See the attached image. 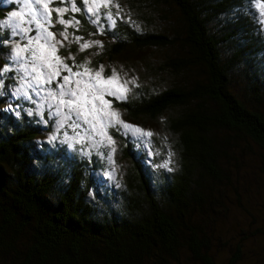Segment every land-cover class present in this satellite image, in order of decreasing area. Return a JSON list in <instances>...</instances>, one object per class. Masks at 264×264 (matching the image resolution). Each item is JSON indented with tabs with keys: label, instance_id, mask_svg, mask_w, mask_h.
<instances>
[{
	"label": "trees",
	"instance_id": "1",
	"mask_svg": "<svg viewBox=\"0 0 264 264\" xmlns=\"http://www.w3.org/2000/svg\"><path fill=\"white\" fill-rule=\"evenodd\" d=\"M124 2L141 30L117 21L97 31L83 12L73 14L74 42L59 47L57 56L69 67L103 68L102 76L141 66L143 77L130 84L125 99L106 100L129 120L158 122L173 139L177 171L155 197L142 153L135 156L138 148L119 130H109L114 146L123 143L121 156L131 166L121 181V209L96 221L88 200L93 166L65 143L48 145L42 136L52 123L42 125L27 108L19 116L0 111V264H264V200L248 213L249 230L240 229L230 246L206 231L209 212L225 209L217 191L231 184L232 171L236 180L237 171L252 167L264 183L258 175H264V105L257 108L252 89L233 92L229 78L237 58L223 60L225 39L210 26L236 0ZM95 38L104 44L95 45ZM84 42L90 46L77 48ZM146 49L160 58L150 60ZM121 59L124 71L117 69ZM66 125H58L56 134L69 139L72 128ZM253 240L248 252L244 246Z\"/></svg>",
	"mask_w": 264,
	"mask_h": 264
},
{
	"label": "rangeland",
	"instance_id": "2",
	"mask_svg": "<svg viewBox=\"0 0 264 264\" xmlns=\"http://www.w3.org/2000/svg\"><path fill=\"white\" fill-rule=\"evenodd\" d=\"M114 2L118 3L120 8H101L99 17L87 13V4L80 2V0H78L77 7L81 8V11L76 12L71 10L72 6L69 0L57 4L55 2L51 3V8H68V11L63 14V18L69 22L68 27L57 22L58 17L55 11L52 12V26L45 25L47 31L52 32L56 40L60 41V44H57L56 49L53 50L50 47H41L34 43L30 46L29 51L22 52L21 58L16 60L10 59V57L16 56V44L19 43L21 47H24L28 44V39L37 35L40 31L35 23L30 22V13L40 17L43 10L35 4V0H0V38L4 40L0 39V44L3 46V51H0V69L5 67L11 69L10 71L0 72V81H2L0 83V111L7 110L14 116L27 108L28 113L36 115L42 125L46 122L52 123L50 131L45 132L42 136L48 145L65 143L69 146V152L73 151L76 156H80L90 166H93L91 171L95 179L88 191V200L93 205L96 221L106 219L109 215L116 216L117 211L121 209L119 202V192L122 188L121 181L126 170L131 166L121 156L120 148H122L123 143L119 142L115 146L113 142L109 143L107 136L109 130H119L123 139L129 141L130 146L138 148L139 152L136 151L135 156L142 153L145 166L151 175L150 181L155 197L161 194L163 183L168 182L170 177L177 171L176 163L173 162L175 161L174 154L171 150L173 139L160 130L158 122L155 124L149 120L142 122L129 120L123 113L113 110L106 100V97L109 96L116 97L110 95V91L127 97L131 90L130 84L137 85V81L140 82L143 77L141 66H136L135 63L133 68L129 67V71L122 73L120 76L117 70L114 69L107 76L101 74L100 77H97L95 75L97 71L92 72L84 63H81L78 66H70L71 73L63 67H59V75L54 74L55 69L58 67L56 61V57H58L57 50L63 45L74 42L69 33V29L75 26L70 19L71 15L83 12L89 20L90 18L92 21L99 19V23L92 22V24L97 31H100L103 27H113L112 22L106 18V14L111 11L116 22L123 21L137 30L142 29L139 21H136V23L131 22V11L129 8L127 9L124 0H114ZM232 4L228 5L229 8L226 14L215 17L210 26L218 36L225 39V42L219 48L223 60L225 61L233 56L237 58L234 67L231 68L229 78L233 92L236 95H241L245 92L244 88L252 89L258 95L257 108L260 106L262 108V105H264V15L261 14L260 1L236 0V3ZM13 12L22 13L23 22H21L20 17L13 18L11 15ZM117 12H119V15H116ZM40 18L42 19V17ZM18 23L23 28H31L32 31L27 32V34L21 32L19 28L15 27ZM144 27L146 28V26ZM14 32L16 34H13ZM61 32L67 34V39L61 35ZM243 35H247V38L242 37ZM98 36L99 34L95 37ZM94 41L95 45L104 44L99 38H95ZM50 42L55 43L51 39ZM80 46H77V48L81 49ZM31 48L37 50V57L43 54L47 59L34 58ZM146 52H148L146 55L149 56L150 60L160 58L153 49H146ZM130 59L136 61L138 58L131 57ZM34 64L36 66L35 72L33 71ZM125 64H127L125 60H118L116 62L117 69H123L122 71L128 69ZM86 69L88 70L86 71ZM113 72L117 78L108 83L107 81L112 77ZM72 73L78 75H72ZM64 76H70L71 82L67 85H64ZM34 77H39V80L34 79ZM49 78L50 82H48ZM78 80L81 82L80 89L87 88L92 93L84 98L87 101V119L90 123H86L83 116L77 118L75 111H71L60 103L61 99H75L67 92L68 89H77L76 81ZM62 85H64L63 88ZM33 86L36 92L31 90ZM62 91L65 92L63 97H61ZM66 108H68L66 113L57 110H65ZM112 112L118 113L119 120L125 124H131L145 132H151L152 135L150 137H140L143 146L138 147L134 142L136 139L134 134L127 131L122 124L116 123V118L111 116ZM61 124H67V128H69L68 126L72 128V133L68 135L69 139L67 136L60 135L59 137L56 134V130L60 128L58 125ZM74 125H78V127H74ZM118 145L121 146L118 147ZM239 146H243L242 152L249 151L244 144ZM101 148H104L106 153L109 154L103 155L101 152L103 149ZM247 157L252 163L251 158L253 156L247 154ZM164 164H167V167H164ZM235 170L237 171L236 167ZM237 173L238 177L234 180L235 173L232 171L231 184L228 185L225 182L226 186L217 191L218 195L222 197V204L225 209H218L217 212L210 211L209 213L212 212L210 214L211 219L207 221L206 225L208 233H213L228 246L238 240L236 233L240 229L249 230L248 225L250 227L251 222L248 213L254 214L255 210L253 209L261 205L264 200V183L257 180L256 170L252 167H246L237 171ZM258 175L264 177L261 173ZM256 187L262 189H256ZM244 211H247V213ZM258 223L263 224L262 220H259ZM255 245L256 240H253L251 243H247L244 249L249 252L255 248ZM224 255L226 256V252H222L221 258H224Z\"/></svg>",
	"mask_w": 264,
	"mask_h": 264
},
{
	"label": "snow or ice",
	"instance_id": "3",
	"mask_svg": "<svg viewBox=\"0 0 264 264\" xmlns=\"http://www.w3.org/2000/svg\"><path fill=\"white\" fill-rule=\"evenodd\" d=\"M54 2L55 3H62V2H64V0H35V4L43 10L40 13V17H42V19L34 13H30L31 14V21L30 22L35 23L37 28L40 29V31L37 35L30 37L28 39V44L25 45L24 47H21L20 44L17 43L16 44V56L10 57V59L19 60L21 58V53L25 52V51H29L30 46L34 43L37 45H40L41 47H50L53 50L56 49L57 44H60V41L56 40L55 35L52 32L47 31V28L45 27V25H47L48 27L52 26V12L55 11L57 13V17H58L57 22L60 24H64L65 27H68L69 22L63 18V14H64V12L68 11V8H51L50 4L54 3ZM69 2L71 3V6H72L71 10L73 12L81 11V8L77 7L78 0H69ZM80 2L87 4V13H91L93 16H97V17H99L101 8H110V7H116L117 9L120 8V5L118 3H115L114 0H80ZM259 7L261 8V14L264 15V0H260ZM11 15L13 18L20 17L21 22H23V14L22 13L13 12ZM116 15H119V12H117ZM106 18L108 20H110L112 22V26L115 27L116 20L113 18V13L111 11H109L106 14ZM92 22L93 23H99V19H97L96 21H92ZM76 23H79V21H76ZM15 27L19 28L20 31L25 33V34H27V32H29V31H32L31 28L21 27V24H19V23ZM45 33H46V35H45ZM13 34H16V33L14 32ZM61 35L64 36L65 39H67V34L65 32H61ZM49 38L51 39V41H55V43H51ZM79 39L80 38L77 37V40H79ZM41 42H43V43L41 44ZM89 46L90 45L88 43H84V44H81L80 47H81V50H84L85 48H87ZM32 54H33V57L36 59H41V60L47 59L46 56H44L43 54H41L39 57H37V50H32ZM69 56L71 58V54H69ZM56 61H57L58 67L55 69V72H54L55 75H57V76L59 75V67H63L66 71L71 73V68L67 64H64L63 60L60 59V57H56ZM10 70H11L10 68L5 67L4 69H0V72L10 71ZM87 70L88 69H86V71ZM33 71L34 72L36 71L35 64L33 65ZM102 72H103V68H101L100 71L96 72L95 75L97 77H100ZM72 75H78V74L72 73ZM116 78H117L116 74L113 72L112 77H110V79L107 82L110 83L112 79H116ZM34 79L39 80V77H34ZM63 80H64V85H67L71 82L70 76H64ZM48 82H50V78H49ZM0 83H2V81H0ZM80 83L81 82L79 80L76 81L77 89H75V90L68 89V92H67L68 95H70L71 97H74L75 99H68V100L61 99L60 103L64 106L68 107L71 111H75L77 114V118H80L81 116H83L85 119V122L90 123V121H88V119H87V115H88L87 101L84 100V98L91 95L92 93L87 88L80 89L79 88ZM64 85H62L61 87L63 88ZM109 94L116 96L117 99H124L125 98L124 95L118 94L115 92L110 91ZM64 95H65V92L62 91L61 97H63ZM111 116L116 118V123L122 124V126L127 131H131L134 134V136L136 137L134 142L137 144L138 147L143 146V141L139 139L140 137H144V136L150 137L152 135L151 132H145L142 129H140L138 127H134L131 124H125L123 121L119 120V114L116 112H112ZM62 126H63V124H61V127ZM74 127H78V125H74ZM93 127H95V125H93ZM53 139H55V137H53ZM108 139H109V143H111L112 142L111 138L109 137ZM163 166L167 167V164H164Z\"/></svg>",
	"mask_w": 264,
	"mask_h": 264
}]
</instances>
